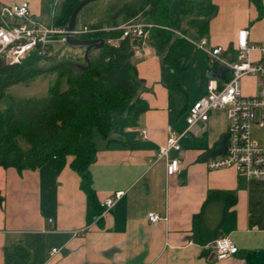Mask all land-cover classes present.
<instances>
[{
	"label": "crops",
	"instance_id": "obj_1",
	"mask_svg": "<svg viewBox=\"0 0 264 264\" xmlns=\"http://www.w3.org/2000/svg\"><path fill=\"white\" fill-rule=\"evenodd\" d=\"M63 1L0 0V7L28 2L33 19L50 27ZM201 4L189 7L191 14L182 15L176 27L171 24L172 30L200 39L202 30L194 21L205 18L204 37L212 46L233 49L243 29L250 31L252 42L264 44V0L262 16L250 0ZM137 49L133 61L149 109L137 118L112 116L114 141H96L97 156L90 167L98 203L102 206L118 193L120 199L102 217L81 189V177L71 166L73 156L64 165L53 159L37 170L0 166V264H264V181L250 180L232 167L208 166L227 152L226 111L211 112L198 135L186 134L181 149L169 152V160L180 162L176 175H168L167 162L159 157L169 128L185 133L190 108L207 93V54L189 40L175 52L183 68L179 78L188 93L185 100L170 96L162 82L161 58L150 42ZM243 89L246 94L255 91ZM212 192L233 194L236 202L226 205L218 230L201 221L202 240L217 235L201 244L194 218L204 214ZM150 213L162 220L152 222ZM225 236L238 251L219 260L214 242ZM54 249L59 252L52 255Z\"/></svg>",
	"mask_w": 264,
	"mask_h": 264
},
{
	"label": "trees",
	"instance_id": "obj_2",
	"mask_svg": "<svg viewBox=\"0 0 264 264\" xmlns=\"http://www.w3.org/2000/svg\"><path fill=\"white\" fill-rule=\"evenodd\" d=\"M176 1L179 0H143L137 9L127 3L115 10L108 19L90 26L83 25L96 32L80 38L104 39L105 46L98 50L96 57L90 55L91 65L86 70L67 64L53 69L50 73H56L57 79L51 84L47 96L37 99L33 105L20 111H0V166L13 167L19 171L37 170L53 159L64 165L66 158L73 156L71 166L81 177V189L102 213L104 208L98 203L90 171L97 156L96 136L112 143V116L137 118L149 109L148 103L141 97L145 84L139 78L133 61L135 46L139 41L131 37L121 39L123 31L117 28L136 18L139 13L144 14V22L152 25L146 29L149 33L147 41L161 58L162 82L171 97L182 96L187 100L188 93L179 78L183 68L175 57L176 50L186 39L171 30L170 15ZM183 1L211 3L212 0ZM82 2L64 0L59 12L53 17V26L68 27L74 10ZM250 2L262 16L263 0ZM194 23L202 30L198 37H204L208 20L199 18ZM54 57L32 55L20 65H10L0 56V99L9 86L40 75L41 63ZM78 59L72 57L64 63H84ZM215 200H223L228 207L236 202V197L233 194L212 192L207 204ZM3 201L0 193V204ZM202 215L194 218V227L200 237L198 241L207 244L217 235L207 234V240H202L205 232Z\"/></svg>",
	"mask_w": 264,
	"mask_h": 264
},
{
	"label": "built area",
	"instance_id": "obj_3",
	"mask_svg": "<svg viewBox=\"0 0 264 264\" xmlns=\"http://www.w3.org/2000/svg\"><path fill=\"white\" fill-rule=\"evenodd\" d=\"M150 27L151 24L130 22L117 29L123 31L121 39H138L137 46H140L148 39L149 33L146 29ZM172 31L207 54L210 73L223 66L227 67L229 72L223 81L208 80L206 95L189 110L186 119L188 128L185 133L178 134L169 128L167 145L161 147L159 155L161 160L167 162L168 175L174 176L180 169L178 159H168L169 152L181 149L180 140L186 134L198 135L199 125L208 123L211 112L226 111L227 152L224 156L209 161V168L232 167L250 180L264 181V145L255 140L253 134L254 128L264 127V44L252 42L250 31L247 29L237 33L233 49L229 51L220 46H212L206 37L197 42L180 32ZM94 32L96 31L88 27L76 26L71 32L68 27H48L33 19L28 2L13 7H0V56L10 65H20L32 55L53 57L57 45H68V34L80 38ZM137 46L135 51L138 50ZM247 77L256 80L252 94H246L243 89L242 81ZM120 197L121 193H118L114 198L104 201L102 217L113 209ZM149 219L152 222L162 220L155 213H150ZM214 247L219 260L229 258L238 251L233 240L227 236L216 239ZM58 252V249H54L52 255Z\"/></svg>",
	"mask_w": 264,
	"mask_h": 264
},
{
	"label": "rangeland",
	"instance_id": "obj_4",
	"mask_svg": "<svg viewBox=\"0 0 264 264\" xmlns=\"http://www.w3.org/2000/svg\"><path fill=\"white\" fill-rule=\"evenodd\" d=\"M143 0H104L97 1L86 6L79 14L77 19V27L81 28L83 25L90 26L103 20L108 19L115 10L122 8L125 4H130L134 8H138ZM186 2L180 1L173 6L170 21L173 26L176 27L177 23L181 24V16L184 14H191L188 10L189 7L202 6L201 2ZM188 7V8H187ZM195 12V10H193ZM145 16L143 13H139L136 18L123 24L126 25L130 22L145 23ZM64 29V28H60ZM194 41H199L200 39L196 37H191ZM111 43H116L115 41ZM84 52L85 48L72 47L70 45H57L55 49V57L48 60L45 63H41L39 66L42 71L40 75L27 80L23 83L14 84L9 86L5 90V94L2 99H0V111L10 109L13 111H20L23 108H27L33 105L37 99H41L47 96L49 88L52 83L57 79L56 73H50L53 69L64 63L65 60L76 59L79 57V62H84ZM99 54L98 51H92L91 56L96 57ZM210 65L208 64V74H206V80L208 83L210 74ZM244 87H254L256 85V80L252 77H247L243 81ZM254 139L257 140L261 145H264V127H256L253 129ZM100 137L96 136V141Z\"/></svg>",
	"mask_w": 264,
	"mask_h": 264
},
{
	"label": "water",
	"instance_id": "obj_5",
	"mask_svg": "<svg viewBox=\"0 0 264 264\" xmlns=\"http://www.w3.org/2000/svg\"><path fill=\"white\" fill-rule=\"evenodd\" d=\"M97 1H104V0H83V2L74 10L68 25V30L70 32L73 31L77 26V18L79 13L86 6ZM67 41H68V45L72 47L85 48L84 63L67 62L61 65H65V64L74 65L76 68L80 70H86L90 67L91 65L90 55L92 51L101 50L105 46L104 39H82L71 36L70 34H68L67 36ZM228 72L229 69L227 67L225 66L220 67L219 69H216L209 74V79H217L219 81H223L226 79ZM225 138L227 141L228 137L225 136ZM225 209H226V204L221 200H215L210 202L206 206L203 214L202 221L204 225L211 231L218 230L223 221Z\"/></svg>",
	"mask_w": 264,
	"mask_h": 264
}]
</instances>
